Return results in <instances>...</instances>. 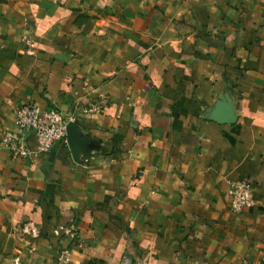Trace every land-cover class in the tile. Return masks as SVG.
<instances>
[{
    "label": "crops",
    "instance_id": "obj_1",
    "mask_svg": "<svg viewBox=\"0 0 264 264\" xmlns=\"http://www.w3.org/2000/svg\"><path fill=\"white\" fill-rule=\"evenodd\" d=\"M223 95L234 124L208 119ZM30 102L76 118L96 151L36 154L15 124ZM243 179L254 204L236 213ZM263 253L264 0H0V264Z\"/></svg>",
    "mask_w": 264,
    "mask_h": 264
},
{
    "label": "built area",
    "instance_id": "obj_2",
    "mask_svg": "<svg viewBox=\"0 0 264 264\" xmlns=\"http://www.w3.org/2000/svg\"><path fill=\"white\" fill-rule=\"evenodd\" d=\"M68 121L56 109L43 110L38 104L30 102L15 110V124L21 132L34 133L37 141L36 154L43 155L50 152L53 145L60 141H67ZM4 144L14 142L13 138H5ZM13 150L23 158L32 154L25 147H14ZM254 187L248 180H239L229 184L227 196L231 199L232 210L243 213L253 207ZM15 264H19L18 261ZM264 264V253L260 260L254 263Z\"/></svg>",
    "mask_w": 264,
    "mask_h": 264
},
{
    "label": "water",
    "instance_id": "obj_3",
    "mask_svg": "<svg viewBox=\"0 0 264 264\" xmlns=\"http://www.w3.org/2000/svg\"><path fill=\"white\" fill-rule=\"evenodd\" d=\"M208 119L218 124H234L237 121L234 101L223 95L209 113ZM67 144L75 161L80 162L81 156L86 152L96 151V144L85 137L82 133L80 123L75 118L67 123Z\"/></svg>",
    "mask_w": 264,
    "mask_h": 264
}]
</instances>
